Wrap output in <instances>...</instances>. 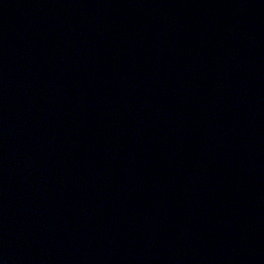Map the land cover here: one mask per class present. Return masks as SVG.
<instances>
[{"label":"water","instance_id":"95a60500","mask_svg":"<svg viewBox=\"0 0 264 264\" xmlns=\"http://www.w3.org/2000/svg\"><path fill=\"white\" fill-rule=\"evenodd\" d=\"M0 264H264V0H0Z\"/></svg>","mask_w":264,"mask_h":264}]
</instances>
